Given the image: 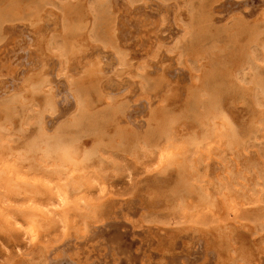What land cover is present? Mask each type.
I'll use <instances>...</instances> for the list:
<instances>
[{"label":"rangeland","instance_id":"374dc122","mask_svg":"<svg viewBox=\"0 0 264 264\" xmlns=\"http://www.w3.org/2000/svg\"><path fill=\"white\" fill-rule=\"evenodd\" d=\"M80 1L0 0V264H48L50 257L62 258L63 248L66 252L68 249L70 255L73 253L74 256H77L75 258L79 257L80 264H264L260 261L262 260L260 255L262 254L264 257V87H260V84L257 83L259 85L253 86L250 91L247 88H238L241 91L237 90L235 95V89L227 87L228 91L225 90L226 87L222 81L218 86V88L220 87L219 95L222 98L224 96L225 99L230 98L231 95L236 97H231L232 102L227 99L224 100L225 103L215 100L214 104L211 102L208 103V106L192 100L193 97L190 94L187 97L190 90H197L195 83L198 81V75L194 76V74H200V71H197L195 67L198 65V61L188 57L187 48L193 42L195 44L200 42V39H203L206 34L198 29L199 37L202 38L198 37L197 40L194 35L197 31L194 33H190L189 30L185 31L184 24L195 22L192 16L195 14L193 8L196 6L198 9L197 3H200V0H163V4L159 0L155 2H153L154 0H84L81 3ZM212 1H216L213 6ZM212 1L209 2L208 7L215 8L213 13L211 11L214 21L210 20L212 26L206 35L208 42L201 44L206 50L205 54L207 50L215 49L213 54L217 63L222 58V53L227 52L224 50L225 46L229 45V48L235 51L243 41L245 43L246 39L240 43L241 38L235 36L232 30L233 26L244 22L247 25L246 52L249 59L247 60L249 63L250 61L253 63L251 64L252 68L256 69L257 66L255 71L259 74L256 81L259 78L263 79V70L260 72L258 69H261L259 65H264V46L256 41L252 43L249 41L256 33H259L257 31H260V35L264 33V0ZM190 2L192 6L189 5ZM30 4L39 5L38 9L43 11L42 15L36 13L37 11L30 15L27 11ZM69 5H72V9L77 11V7H82L79 8L85 14L81 13L80 17L82 18L78 17L79 23H84L79 29L80 38L83 34V37L88 35L92 39L108 37V34L105 35V29L102 28L106 24V19L117 18L128 23L129 14L131 15L133 9H137L138 13V10L144 8L143 15L146 16V20L154 22L155 25L151 26L153 30L149 32L150 35L139 33L130 40L134 46H138L136 48L139 50L136 60H132L134 63L130 71L132 75L128 76L133 80L145 81L148 88L146 86L141 88L139 85L137 88L141 89L137 90L136 88L132 93L129 92L130 99L127 97L124 99L121 94L113 98L115 99L113 103L110 102L111 99L109 101L104 99L105 97L101 93L98 95L95 91H91L90 97L92 95V105L94 104L92 112L95 113L91 114L94 117L92 116L90 120L92 122L95 119V125L91 128H95L96 131L86 126V119L83 129L88 128V130L99 132L97 128L100 127V130H104V135L69 136L67 134L73 118L81 115L77 107L72 108L71 113L62 112V115L66 116L61 115L60 118L55 119L54 123L46 127L47 129L42 130L36 126L34 134L26 135L29 134L27 131V133L25 132L28 125L26 127L23 124L25 122L29 124V120H35L36 116L33 113L34 111L37 113L38 110H30L29 101H26V105L18 102L19 96L22 94L24 96L25 92L28 95V91L21 87L24 78L32 76L34 79H42L46 75L42 66L44 53L42 50H38L37 41L39 38L50 41L57 34H61L58 21H63V11ZM72 9L66 10V16L70 14V10L72 12ZM136 11L132 15L136 16ZM48 12L54 15L51 16V20L46 18ZM56 17L58 20H54ZM83 17L85 18L83 19ZM159 23L163 24L162 29H160ZM11 24L12 28L10 29ZM55 25H59V29H54ZM156 25L159 27L157 28ZM40 26L42 30L39 28ZM88 26L90 27L88 28ZM145 29L150 30L147 27ZM7 30L11 31L7 33ZM2 31H5L6 34H3ZM41 31L46 32L43 33V37H39ZM101 31H104L103 35L100 34ZM262 35L264 38V34ZM29 37L31 38L29 39ZM129 38H132L131 35L125 32V39ZM141 38L149 39L147 45H142L143 48L140 45L142 41H139ZM27 39L30 42H26ZM4 42L8 43L5 45ZM124 42L126 43V40ZM26 43L28 44L26 45ZM21 48L26 49L23 52ZM124 48L121 50L126 55L128 48ZM27 56L31 58L28 59ZM207 58L209 57L207 56ZM5 59L8 63H5ZM31 61H34L35 64H31ZM16 64H20L21 67ZM192 65L194 66L192 67ZM120 66L122 67V65ZM26 67L30 70L28 71ZM87 67L91 68L92 65L89 64ZM176 67H178L177 70ZM25 69L26 71H24ZM187 69H189L188 75L191 78L187 75ZM177 72L179 73L177 74ZM13 74H16V81L12 77ZM219 78L220 76L216 79ZM259 80L262 82L261 79ZM4 83L16 84L17 87L8 93L6 89L2 88V86L5 87L2 85ZM182 84L184 85L182 86ZM251 91L253 94L250 93ZM99 98H103V100L100 101ZM42 103L41 106L35 105L34 109L42 107L41 109L48 114L46 111L48 105L44 103V100ZM133 103L134 105L131 106ZM28 107L29 109H27ZM28 110L29 113H27ZM206 113H210L212 117L209 119L210 123L208 122L211 128H208L210 132L207 135H212L213 141L210 140L211 144L204 142L201 145L198 142L200 139L197 138L202 135H197V132H201L205 128L204 121H208L205 117ZM169 114H171L170 118ZM23 117L24 119H22ZM115 117L116 119L119 117L118 120L121 122L123 120L130 121H123L121 127L126 128L128 124H131L135 128L136 134L138 133L137 136L134 135L135 133L131 134L132 132L129 133L130 135L128 132L117 135V128L112 126L113 121L116 120ZM154 117H156L155 120ZM151 119L154 122L149 123ZM158 120L162 121L158 122ZM163 121L166 123L164 124ZM167 122L168 125H171L169 129ZM198 125H201V128L197 127ZM149 126L152 127L149 128ZM154 129H157L158 132ZM40 130L45 134L43 137L50 139L46 144L42 141L41 134L39 135ZM171 131H174L172 134L177 133L182 136L176 138L177 135H169ZM61 132L63 135H60ZM165 133L166 135H163ZM140 134L141 136H139ZM144 134L146 135L143 136ZM124 135L126 136L124 137ZM73 136L76 137L72 140ZM77 136L85 139L90 138L91 142L87 148L89 152L97 154L96 160L98 164L100 163L99 167L103 168L98 169V181H91V185L81 193H74L71 189L67 190L66 204L61 203V205L65 204L62 208L65 210L69 207H77L84 212L91 209L90 213L95 217L92 218L91 215L90 220L104 218L105 222L110 221V230L123 235V239L126 241L124 246L129 247V252L117 247V244L108 243L110 237H105L102 245L95 237L85 238V228H82L85 227L82 226L84 223L79 224L78 221L77 225L73 224L70 228L61 221V212L56 215L61 205L54 197L55 190L52 188L55 185L61 187L68 183L67 177L71 172V165L68 164L66 158H52L55 154L51 155L50 153L52 148L58 146L59 142L62 144L65 141L74 144L77 141ZM144 137H147L148 143ZM174 137L176 138L175 142H183L182 147L187 153L178 162H175L177 159L171 158L161 164L155 153L165 143L172 141ZM139 139L142 141L140 142ZM157 139L162 141L161 145L158 144ZM110 142L113 144L110 145ZM175 163L177 164L175 165ZM209 169L211 170L209 171ZM209 177L213 179L211 180ZM184 180H186V184L183 183ZM21 209L35 211L43 219L38 223L39 236L38 240H34L35 242L26 239L24 231L19 232L10 226V222H13L14 218L26 221L20 213ZM218 209L226 210L229 213L228 218L227 215L223 219L219 215V219L217 216H213L212 213L218 212ZM63 258L65 259L64 256ZM28 260L29 262H27Z\"/></svg>","mask_w":264,"mask_h":264},{"label":"bare ground","instance_id":"6f19581e","mask_svg":"<svg viewBox=\"0 0 264 264\" xmlns=\"http://www.w3.org/2000/svg\"><path fill=\"white\" fill-rule=\"evenodd\" d=\"M84 1V0H81ZM80 1V3H81ZM112 1V0H111ZM110 1V2H111ZM148 1V0H147ZM147 1H143L144 3H148ZM156 0H154L153 2H155ZM212 1V0H210ZM209 0H200V3L198 2V9L195 6L193 8V10H195V14H192L193 18L195 19V22L193 24H189L186 23L184 24L185 27V31L189 30L190 33H194V31L196 32L195 35V39L198 40L199 34H198V29L200 31L205 32V34L207 35V31H209L210 27L212 26V22L214 21L213 18L211 17V11L213 13V9H215L214 7L210 8L208 7V4L210 2ZM79 2V1H78ZM159 2L161 4H163V0H159ZM79 3V4H80ZM143 3V4H144ZM157 4H159L158 2H156ZM213 3H216V1H212V6ZM73 4V3H72ZM112 4V3H110ZM121 4V3H120ZM192 3L190 2L189 5H191ZM75 5V4H73ZM86 5V4H85ZM39 5H34V4H30L28 6L27 11L31 14H33L35 11H37L36 13H42L41 10L39 11L38 9ZM77 6V5H75ZM155 6V5H154ZM192 6V5H191ZM31 7V8H30ZM72 5H69L68 7H66L67 9H72ZM80 7V6H79ZM77 7L78 11L75 10L74 8L72 9V12L70 10V14L68 16H66V10L64 9L63 11V21H58L60 23V32L61 34H57L55 37L51 38V40L47 41V40H43L41 38H39V40L37 41V48L38 50H42L44 53L43 56V61L44 64L43 66V71L45 72L44 77L42 78L41 75L40 77L42 79H34V77L30 76L24 78L23 81V85L22 87L20 85H18L19 87H21L22 89L25 88L28 92V95L23 96H19L18 97V102H20L22 105H26V101H29L28 103L31 104V108L30 110H38L37 113H35L34 111V119L35 120H27L30 124H23V125H28L27 129L25 130V132L27 131L29 134L26 135H32L34 134L33 131L34 129H37L36 126L40 127V129L45 130L47 129L46 127L49 126L50 124L55 122V119L60 118L62 115V112H68L71 113L72 112V108L77 107L81 113L80 116H77L75 118H73L72 121V125L70 124L69 126L71 128L67 129L69 130L67 134H69V136L71 135H102L104 130H100V127L97 128V130H99V132H94L96 131L95 128H91L93 127L95 124V119L91 122V114H94L92 111L94 109L93 105H92V100L90 97V93L91 91H95L96 93H101L102 95H104V99H108V101L111 99V103L115 102L113 100L114 97H117L121 94H123L124 99H126V97L128 99H130L128 96V94H130L129 92H133L136 90L137 86H141L144 87L146 86L145 81L143 80H133L130 78V76L128 75H132L130 73L131 69L134 66V63L132 62V60H134L137 56V52L139 50V48L137 49L136 47L138 46H134V43H132V41L130 42V40L135 38V35L139 33L140 34H145L148 36L149 32H151L152 27L154 26L155 23L149 20H146V16L143 15V11L144 8H141L140 10H138L139 12L137 13V9L134 10L133 8V12H135V15H132L133 12H131V15L129 14V17L131 16V18L128 17V23H125L123 20H119L117 18L114 19H106L105 21V25L102 26V28L105 29L106 33L105 35L108 34V37H103V38H94L92 39L90 36L86 35V37H83V34L80 38V30L82 28V26L84 25L79 23V18L82 14H85V12H81L82 7ZM113 7V6H112ZM123 7V6H122ZM88 9V8H87ZM105 9H107V7H105ZM139 9V8H138ZM189 9V8H188ZM54 10V9H53ZM84 11V8L82 9ZM191 10V9H190ZM86 11V10H85ZM51 12V11H49ZM46 14V18L48 20H51L52 17L54 16L53 14L50 13ZM55 12V11H53ZM68 12V11H67ZM89 12V10H88ZM90 13V12H89ZM88 13V14H89ZM44 14V13H43ZM57 14V13H56ZM55 14V15H56ZM59 14V12H58ZM57 14V16H58ZM39 15V14H38ZM42 15V14H41ZM83 16V15H82ZM91 16V15H90ZM120 16V15H119ZM118 16V17H119ZM123 16V15H122ZM38 17V16H37ZM87 17V16H86ZM174 17V16H173ZM51 18V19H50ZM82 18V17H80ZM85 17H83L84 19ZM121 18V17H120ZM125 18V17H124ZM31 19V18H29ZM28 19V20H29ZM36 19V18H35ZM34 19V21H36ZM41 19V17H40ZM57 17L54 19L56 20ZM88 20V18H86ZM178 19V18H177ZM58 20V19H57ZM90 20V19H89ZM126 20V18H125ZM212 22H211V21ZM30 21V20H29ZM33 21V22H34ZM81 21V19H80ZM168 21V20H167ZM31 22V21H30ZM87 22V21H86ZM51 23V22H50ZM58 23V24H59ZM166 23V22H165ZM33 24V23H32ZM49 24V23H48ZM53 24V23H52ZM57 24V23H56ZM176 24V23H175ZM180 25V23H178ZM177 24V26H179ZM2 25V24H1ZM90 25V24H89ZM160 25V23H159ZM159 25H156V27L158 28ZM163 25V24H162ZM160 25V29H162L164 26ZM11 26V27H10ZM10 29L12 28V24L10 25ZM48 26V25H47ZM50 26V24H49ZM87 26V23H86ZM85 26V27H86ZM162 26V27H161ZM8 27V26H7ZM6 27V28H7ZM8 27V28H9ZM34 27V26H33ZM33 27L32 30H33ZM52 27V25H51ZM54 29H59V25H55ZM90 26H88L89 28ZM127 27V29H125ZM150 28V30H146L145 28ZM176 27V26H175ZM180 27V26H179ZM178 27V28H179ZM5 28V27H3ZM7 28V29H8ZM41 30V26L39 27ZM47 28V27H46ZM156 28V29H157ZM182 28V27H181ZM37 29V28H36ZM159 29V30H160ZM166 29V28H165ZM3 30V29H2ZM9 30V29H8ZM7 30V33H9L10 31ZM38 30V29H37ZM48 30V29H47ZM111 30H112V36H111ZM180 30V29H179ZM232 30L234 31L233 34L237 37H240L241 40H239V42L241 43L243 40H245V43H241L242 45H240V47H237L235 49V51H232L229 47V45L225 46L224 50H227V52H223L222 54V58L220 59V61H218L217 63L215 62L214 59V52L216 51L215 49H211V50H207L206 54L209 58H207L206 54L204 51H206L205 49H203V46L201 44L208 42L207 41V37L206 35L204 36L203 39H200V42H198L197 44H195L194 42L189 45L190 47L187 48V54L188 57L190 58H194L196 61H198V65L195 66L197 71H200V74H194L198 75V81L197 83H195L196 85V91L194 90H190V92L187 93V97H189V94L193 97L192 100L194 99V101H198L201 104L208 106V103L210 104L211 102L214 104L215 100L216 102H218L219 100L221 102H224V100L226 101L229 100L232 102V98L231 97H236L235 95L237 94V90H239L238 88H247V90L250 91V89L253 88V86H255L257 83V85H259L260 87H264V78H259L262 80V82L258 79V81H256V79L258 78V72H256L255 68L251 67V64H253L251 61L249 63V59L247 57V25L244 22H239L237 25L232 27ZM53 31V30H52ZM59 31V30H58ZM176 31V30H175ZM255 31V30H254ZM3 32V31H2ZM42 33H40L39 37H43V33L45 31H41ZM48 32V31H47ZM125 32L128 33L129 35H131L132 38H129L128 40L125 39ZM148 32V33H147ZM259 33H256L254 35V37H252V40L250 39L249 42H257V43H261L262 46H264V38L263 35L264 33H262L260 35V31H257ZM46 33V32H45ZM55 33V32H54ZM178 33V32H177ZM176 33V34H177ZM3 34H6V32L4 31ZM101 35L104 34V31H101L100 33ZM9 35V34H7ZM48 35V34H47ZM150 35V34H149ZM202 35V34H201ZM160 36V35H159ZM170 36V35H169ZM47 37V36H46ZM102 37V36H101ZM112 37V39H111ZM152 37V36H151ZM262 37V39H261ZM7 38V37H6ZM13 38V37H12ZM31 37H29L30 39ZM150 38V37H148ZM156 38V37H155ZM175 38V37H172ZM171 38V41H172ZM199 38H202L201 36ZM210 40V36L208 37ZM11 39V38H10ZM27 39L26 42L29 40ZM35 39V37H34ZM45 39V38H44ZM8 40V39H7ZM93 40V41H91ZM124 40H126V43L124 42ZM147 40L149 39H144L141 38L139 41L141 42V46L142 45H147ZM170 40V39H169ZM189 40V39H188ZM191 40V39H190ZM6 41V40H5ZM10 41V40H9ZM8 41V42H9ZM100 41L101 43H97V44H93L92 42H98ZM174 41V40H173ZM6 42V44L8 43ZM30 42V41H28ZM47 42V43H46ZM157 43V41H155ZM35 43V41H34ZM138 43V42H137ZM162 44V42H160ZM250 43V44H251ZM5 44V42H4ZM5 44V45H6ZM28 43H26L27 45ZM33 44V43H32ZM160 44V46H162ZM2 45V44H1ZM150 45V44H149ZM167 45V44H166ZM188 45V44H187ZM212 45V44H211ZM25 46V45H23ZM210 46V45H209ZM26 47V46H25ZM123 47H125L124 49L128 48V53H126V55L123 54V51L121 50ZM178 47V46H177ZM211 47V46H210ZM27 48V47H26ZM25 48V49H26ZM143 48V46H142ZM179 48V47H178ZM186 48V46H185ZM23 48H21L22 50ZM25 49H23V52L25 51ZM145 50L148 51V49L144 48ZM182 49V48H181ZM264 49V48H263ZM20 50V51H21ZM143 50V49H142ZM223 50V51H224ZM28 51V49H27ZM152 51V50H151ZM182 51V50H181ZM16 52V50H15ZM35 52V51H34ZM235 52V55H234ZM38 53H40L38 51ZM42 53V52H41ZM150 55L151 53L148 52ZM147 53V55H148ZM186 53V52H185ZM232 53V54H231ZM153 54V53H152ZM155 54V53H154ZM158 53H156L155 55H157ZM16 55V54H15ZM40 55V54H39ZM38 55V56H39ZM146 55V53H145ZM160 55V54H159ZM158 55V56H159ZM176 55V54H175ZM19 56V53H18ZM17 56V57H18ZM152 56V55H151ZM170 56V55H169ZM28 59L31 58L29 56H27ZM147 57V56H146ZM149 57V56H148ZM172 57V56H171ZM178 57V56H177ZM185 57V56H184ZM4 58V57H3ZM38 58V57H36ZM169 58V57H168ZM8 59V58H7ZM5 59V61L7 60ZM23 59V58H22ZM33 59V58H32ZM142 59V58H141ZM153 59V58H152ZM159 59V58H158ZM167 59V58H164ZM248 59V60H247ZM24 60V59H23ZM41 60V61H42ZM136 60V59H135ZM186 60V58H185ZM189 60V59H188ZM194 60V61H195ZM256 60V59H255ZM259 60V59H257ZM11 61V60H8ZM19 61V60H18ZM30 61V60H29ZM28 61V63H29ZM40 61V62H41ZM150 61V60H149ZM148 61V62H149ZM25 62V61H24ZM34 62V61H33ZM31 61V64L33 63ZM152 62V61H151ZM187 62V60H186ZM257 62V61H256ZM260 62V61H258ZM264 62V61H263ZM5 63H8L7 61ZM13 63V62H12ZM49 63V65H47ZM25 64V63H24ZM35 64V63H33ZM91 64L92 67L88 68L87 66ZM148 64V63H146ZM158 64V63H157ZM262 64V62H261ZM264 64V63H263ZM3 65L5 66V64L3 63ZM12 65V64H11ZM19 65L20 64H16ZM22 65V64H21ZM119 65V66H118ZM122 65V67L120 66ZM151 65V64H150ZM154 65V64H153ZM221 65V66H220ZM2 66V64H1ZM26 66V64H25ZM31 66V65H30ZM29 66V68H30ZM177 66V65H175ZM194 65H192L193 67ZM254 66V65H253ZM261 67V69L258 71H262L264 73V65H259ZM21 67V66H20ZM47 69H46V68ZM160 67V66H159ZM167 67V66H166ZM4 68V67H3ZM7 68V67H6ZM15 68V67H14ZM17 68V67H16ZM27 68V67H26ZM165 68V67H164ZM178 67H176L177 70ZM253 71H252V69ZM8 69V68H7ZM28 69V68H27ZM31 69V68H30ZM28 69V71L30 70ZM170 69V66H169ZM168 69V70H169ZM175 69V68H173ZM185 69V68H184ZM148 70V69H147ZM164 70V69H163ZM246 70H248L246 72ZM1 71V69H0ZM3 71V70H2ZM11 72H14L12 70H10ZM9 71V73L11 74V72ZM26 71V69L24 70ZM23 71V73H24ZM40 71V69H39ZM38 71V72H39ZM188 71L189 69H187V75H188ZM142 72V70H141ZM158 72V71H157ZM164 72V71H163ZM166 72V70H165ZM194 72V71H193ZM250 72V73H249ZM2 73V72H1ZM146 73V72H145ZM179 72H177L178 74ZM184 73H186V71H184ZM192 73V72H191ZM195 73V72H194ZM4 74V73H2ZM26 74V73H25ZM43 74V72H42ZM150 74V73H149ZM16 75V74H15ZM15 75L13 74L12 77L15 78ZM31 75V74H30ZM193 75V74H192ZM35 76V74H34ZM182 77V74L180 75ZM186 76V75H185ZM189 76V75H188ZM193 76V77H194ZM219 79H216L217 77H219ZM260 76V75H259ZM133 77V76H131ZM190 77V76H189ZM196 77V78H197ZM263 77V76H262ZM21 78V77H20ZM20 78H18L20 80ZM38 78V77H37ZM173 78V77H172ZM171 78V79H172ZM186 78V77H185ZM184 78V79H185ZM191 78V77H190ZM5 79V78H4ZM8 79V78H7ZM11 79V78H9ZM8 79V80H9ZM187 79V78H186ZM175 80V79H174ZM194 80V79H193ZM16 81V78H15ZM169 81V79H168ZM171 81V80H170ZM181 81V80H180ZM187 81V80H186ZM225 84L224 87H226L225 90H227V87L230 88H234L235 89V93L232 91V93H234L235 95H231L230 98H226L223 96L219 95V89L218 86L221 85V83ZM7 82V81H6ZM11 82V81H8ZM172 82V81H171ZM262 84H261V83ZM13 83V81H12ZM16 83V82H14ZM185 83V82H184ZM21 84V83H19ZM165 84V83H164ZM2 85H5V87L2 86V88L6 89V92L10 93L12 92L13 89H15L17 86L16 84H12L10 85L9 83H4ZM166 85V84H165ZM184 84H182L183 86ZM186 85V84H185ZM193 85V84H192ZM256 85V86H257ZM139 88V87H138ZM141 89V88H139ZM146 88H148V86H146ZM172 88V87H171ZM170 88V89H171ZM255 89V88H254ZM19 90V89H18ZM143 90V89H142ZM145 90V89H144ZM141 91V90H140ZM228 91V90H227ZM241 91V90H239ZM243 91V90H242ZM248 91V92H249ZM138 92V91H137ZM230 92V91H229ZM247 92V93H248ZM246 93V92H244ZM243 93V94H244ZM250 93L253 94V92L251 91ZM226 94V93H225ZM224 94V95H225ZM249 94V93H248ZM240 95V94H239ZM245 95V94H244ZM135 96V95H134ZM241 96V95H240ZM162 97V96H161ZM173 97V96H172ZM152 98V97H151ZM44 103L48 105V108L46 109L47 113L45 112V110L41 109L42 107L38 108V109H34L35 105L37 106H41V104ZM100 101L103 100V98H99ZM147 100V99H146ZM253 100V98H252ZM251 100V101H252ZM166 101V100H165ZM177 101V100H176ZM118 102V101H117ZM130 102V101H129ZM234 102V101H233ZM172 103V102H171ZM225 103V102H224ZM228 103V101H227ZM234 104V103H233ZM232 104V105H233ZM21 105V106H22ZM134 103L131 105L133 106ZM161 105V104H160ZM165 105V104H164ZM199 105V104H197ZM19 106V107H21ZM33 106V108H32ZM96 106V105H95ZM201 106V105H200ZM139 107V106H138ZM146 107V106H145ZM162 107V106H161ZM160 107V108H161ZM166 107V106H165ZM119 108V107H117ZM135 108V107H133ZM167 108V107H166ZM188 108V106H187ZM198 108V107H197ZM29 109V107L27 108ZM19 110V109H18ZM139 110V109H138ZM157 110V109H156ZM160 110V109H159ZM158 110V113H159ZM229 111V110H228ZM21 112V111H19ZM18 112V113H19ZM127 112V111H126ZM134 112V110H133ZM157 111H155L156 113ZM227 112V110H226ZM254 112V111H253ZM264 112V110H263ZM29 113V110L28 112ZM132 113V112H131ZM136 113V112H135ZM158 113H156L158 116ZM161 113V112H160ZM229 113V112H228ZM32 114V115H33ZM140 114V113H139ZM230 114V113H229ZM262 114V113H261ZM28 115V114H26ZM25 115V116H26ZM65 115V114H64ZM62 115V116H64ZM68 115V114H67ZM131 115V114H130ZM171 114L168 115V117ZM257 115V114H256ZM66 116V115H65ZM97 116V115H96ZM154 116V115H153ZM28 117V116H27ZM94 117V116H93ZM117 117V116H116ZM115 117V119H116ZM166 117V116H165ZM171 117V116H170ZM169 117V118H170ZM206 120L208 121H204V129L201 132H197V135H202L200 137H196L197 139H200L199 144L203 145L204 142L210 143L213 141V137L212 135H207L210 132V128L211 125L209 124V119H212V117L210 116V113H206L205 115ZM26 118V117H25ZM48 118V119H47ZM122 118V116H121ZM156 117H154L155 120ZM159 119V117H157ZM162 118V117H161ZM24 119V117L22 118ZM86 119V126L89 127V129H95L93 130H88V128L85 130L83 129L84 127V122ZM98 119H100L98 117ZM119 117L113 121L112 126L117 128V135H120L122 132H128V134L130 132H132L131 134L135 133L134 135L137 136L136 134V130L135 128L130 124L127 125V127H121V123H123V121H127L130 122L128 120H123L121 122V120H118ZM123 119V118H122ZM131 119V118H130ZM153 119V117H152ZM152 119L150 120L149 123L154 122V120L152 121ZM164 120V119H163ZM199 120V119H198ZM23 121V120H22ZM31 121V122H30ZM136 121V120H135ZM140 121V120H139ZM138 121V123H139ZM157 121V120H156ZM155 121V123H156ZM162 121V120H161ZM158 120V122H161ZM169 121V120H167ZM174 121V120H173ZM172 121V122H173ZM256 121V120H255ZM148 122V121H147ZM157 122V123H158ZM164 122V121H163ZM202 122V121H201ZM200 122V123H201ZM209 122V123H208ZM24 123V121L22 122ZM105 123V122H104ZM111 123V122H109ZM134 123V122H132ZM141 123V122H140ZM166 122H164L165 124ZM153 124V123H152ZM163 124V125H164ZM173 124V123H172ZM183 124V123H182ZM192 125V123H189ZM203 124V123H202ZM18 125V124H17ZM148 125V124H147ZM156 125V124H155ZM161 125V124H160ZM188 125V124H186ZM24 126V128H25ZM132 126V127H131ZM143 126V125H142ZM159 126V125H158ZM167 126L168 129L171 128V125H168L167 122ZM170 126V127H169ZM173 126V125H172ZM179 126V125H178ZM177 126V127H178ZM184 126V125H183ZM196 126V125H195ZM34 127V128H33ZM152 126H149V128ZM156 127V126H155ZM193 127V126H192ZM201 128V125L197 126ZM203 127V126H202ZM112 128V127H111ZM133 128V129H130ZM137 128V127H136ZM141 129V127H139ZM159 128V127H158ZM157 128V129H158ZM173 128V127H172ZM190 128V127H189ZM209 128V129H208ZM50 129V128H49ZM107 129V128H106ZM139 129V132H140ZM157 129L154 131L158 132ZM178 131H180V128H177ZM196 129V128H195ZM110 130V127H109ZM149 130V129H147ZM173 130V129H171ZM192 130V129H191ZM22 131V130H21ZM48 131V130H47ZM93 131V132H92ZM111 131V130H110ZM142 131V130H141ZM152 131V130H151ZM163 131V130H162ZM166 131V130H165ZM175 131V130H174ZM174 131H171V133L169 135H177V133H173ZM26 132V133H27ZM38 132V131H37ZM46 132V131H45ZM50 132V130L48 131ZM52 132V131H51ZM106 132V131H105ZM104 132V133H105ZM143 132V131H142ZM147 132V131H146ZM155 132V135H156ZM177 132V130H176ZM182 132V130H181ZM189 132V130H188ZM193 132V131H192ZM53 133V132H52ZM141 133V132H140ZM154 133V132H153ZM152 133V134H153ZM183 133V132H182ZM24 135V133H21ZM41 134V135H40ZM66 134V135H67ZM106 134V133H105ZM108 134V133H107ZM194 134V133H193ZM194 134V135H196ZM38 135V133H37ZM42 141L46 144V142H49L50 139L48 137H43V135H45L44 133H42V131L40 130L39 133ZM60 135H63V133L61 132ZM65 135V134H64ZM104 135V134H103ZM110 135V134H108ZM130 135V134H129ZM146 134H144L143 136H145ZM163 135H166L163 134ZM168 135V136H169ZM126 135H124L125 137ZM141 136V134L139 135ZM154 136V135H153ZM182 136V134H181ZM179 135H177L176 138L181 137ZM76 137V136H75ZM74 136L72 137L75 138ZM78 137V136H77ZM105 137V136H104ZM123 137V136H122ZM149 137V135H148ZM170 137V136H169ZM172 137V136H171ZM173 138L172 141L165 143L161 149L159 146V151L157 153H155L157 155L158 161L162 164V163H166L167 160L174 158L177 159L175 160V162L180 161L181 158L183 157V155H186V151H184V148L182 147V143L183 142H175ZM53 138V137H52ZM145 138V137H144ZM147 138V137H146ZM145 138L146 143L147 140ZM151 138V137H150ZM192 138V137H191ZM49 139V140H48ZM68 139H70L68 137ZM105 139V138H104ZM113 139V138H112ZM142 139V138H141ZM153 139V138H152ZM193 139V138H192ZM67 140V139H66ZM111 140V139H110ZM122 140V139H121ZM124 140V139H123ZM122 140V141H123ZM140 140V139H139ZM158 140V144L161 145L162 141L160 139ZM170 140V139H169ZM178 140V139H177ZM210 140H212L210 142ZM56 141V140H55ZM59 141V140H58ZM57 141V142H58ZM75 141V140H74ZM105 141V140H104ZM112 141V140H111ZM142 140H140L141 142ZM144 141V140H143ZM144 141V144H146ZM149 141V140H148ZM91 140L90 138L85 139L83 137H78L77 141L74 142V144L71 143H66L65 141L61 144V142H59L57 145V147L52 148V152L50 153L55 154L52 156V158L54 157H61V158H66V160H68V164L71 165V172L67 177V184H64L63 186H59V185H55V187H53L52 189L55 190L54 191V197L59 201V204L61 205V203H65L66 202V191L71 189L74 191V193H81V191H84L86 188H88L91 184L90 182H94V181H98V176H97V172L99 168H103V167H99L98 161L96 160V155L93 152H89L87 146L88 144H90ZM96 142V141H95ZM101 143V140L99 141ZM98 142V143H99ZM152 142V141H151ZM195 142V141H194ZM117 143V142H116ZM128 143V142H127ZM41 144V143H40ZM43 144V143H42ZM113 144V143H112ZM110 142V145H112ZM134 144V143H133ZM141 144V143H140ZM39 145V144H38ZM55 145V143H54ZM126 145V143H125ZM148 145V144H147ZM206 145V143H205ZM258 145V144H257ZM56 146V145H55ZM104 146V145H103ZM102 146V147H103ZM150 147V145H148ZM147 146V147H148ZM91 147V146H90ZM99 147V146H98ZM134 147V146H133ZM145 147V146H144ZM146 147V148H147ZM153 147L155 148V146L153 145ZM96 148V147H95ZM255 148V147H254ZM145 149V148H144ZM148 149V148H147ZM258 149V148H257ZM102 150V149H101ZM118 150V148H117ZM96 151V150H95ZM100 152V151H99ZM97 152V153H99ZM148 153V151H146ZM151 153V151H149ZM101 153V152H100ZM153 155V154H152ZM50 156V155H49ZM105 156V155H104ZM145 156V155H144ZM1 157V155H0ZM51 157V156H50ZM185 160V158H184ZM114 162V161H113ZM177 163H175L176 165ZM113 165V164H112ZM103 166V165H102ZM189 166V165H188ZM187 166V167H188ZM182 168V166H180ZM114 168V167H113ZM185 168V167H184ZM212 169V168H211ZM209 169V171L211 170ZM184 170V169H183ZM187 170V168H186ZM190 170V169H189ZM101 171L99 170V173ZM104 172V171H103ZM98 173V174H99ZM186 173V172H185ZM189 173V172H188ZM212 173V172H211ZM210 173V174H211ZM184 174V173H183ZM209 174V175H210ZM100 175V174H99ZM186 176V175H185ZM212 176V175H210ZM102 174H101V178H102ZM183 178V177H182ZM187 178V176H186ZM185 178V179H186ZM211 180L213 178L209 177ZM186 180H184L183 183H185ZM186 184V183H185ZM214 190V189H213ZM225 190V189H224ZM264 197V196H263ZM263 199V198H262ZM66 204V203H65ZM65 204L61 205V207L58 208L56 215L59 214V212H61V221L64 223V225H67V227H70L71 225L73 226V224L77 225L76 223L79 221L80 223H84L82 226V228H85V232L84 234L86 235L85 238H90V237H95L98 239V242L100 243V245H102V241L105 239V237H110L106 240H108V243H114L117 244V247L122 248V250H124L125 252H129V247L128 246H124V244H126V241L123 239V235L121 233L118 232H112L110 230L111 227V223L110 221L105 222L104 218H94L91 219V215L93 218V214H91V209H88L86 212H84L81 209H78L77 207H69L66 208L65 210H63L62 206H64ZM252 206V205H251ZM58 207V206H57ZM56 207V208H57ZM24 213H22L23 211ZM63 210V211H62ZM237 211V210H236ZM219 212V213H218ZM218 212L215 211L214 213H212L213 216H217V218L219 219L218 215L220 216L221 219H223L226 215L228 218V214L226 210L224 209H218ZM22 217L26 219V221L23 220H17L16 218H14L13 222L11 223V227L14 230H18L20 231H24V237L28 240L34 241V240H38V223L40 221H42L43 219H41V217L39 215H37V213L34 211L32 212L31 210H24L21 209ZM238 214V213H237ZM263 214V213H262ZM261 215V214H260ZM230 216V215H229ZM95 217V216H94ZM262 218V216H260ZM226 218V217H225ZM230 218V217H229ZM263 219V218H262ZM255 220V219H254ZM83 221V222H82ZM256 223V222H255ZM76 227V226H75ZM79 227V226H78ZM76 227V228H78ZM71 228V227H70ZM75 229V228H74ZM220 231V230H219ZM76 232V231H75ZM81 232V229H80ZM78 233V232H77ZM218 233V232H217ZM221 235V234H220ZM231 235V233H230ZM71 237V236H70ZM75 238V237H74ZM220 238V237H219ZM222 238V237H221ZM220 238V239H221ZM68 239H70L68 237ZM76 239V238H75ZM72 240V239H71ZM218 240V239H217ZM69 241V240H68ZM74 241V240H73ZM111 241V242H110ZM35 242V241H34ZM106 242V244H108ZM241 242V241H240ZM222 246V244H221ZM224 246V245H223ZM262 247V246H261ZM109 248V246H108ZM111 248V247H110ZM219 248V247H218ZM223 249V248H222ZM221 249V250H222ZM254 249V248H253ZM256 249V248H255ZM129 250V251H128ZM22 252V251H21ZM68 252V249H67ZM67 252L65 251V249H62V258L63 256L65 257V259L63 258H53L50 257L48 264H80V258H75L77 256H74L73 253H71V255L67 254ZM252 252V251H251ZM255 252V251H254ZM261 252V251H260ZM33 254V253H32ZM21 255V254H20ZM48 255V254H47ZM80 255V254H78ZM67 256V257H66ZM261 259L260 261H262L261 263H264V257L262 256V254L260 255ZM30 257V256H29ZM171 258V257H170ZM176 258V257H175ZM79 260V262H78ZM172 261V258L170 259V262ZM174 261V260H173ZM250 261V260H249ZM254 261V260H253ZM29 262V260L27 261ZM176 262V259H175ZM172 263V262H171ZM253 263V262H252ZM47 264V263H46ZM254 264V263H253Z\"/></svg>","mask_w":264,"mask_h":264}]
</instances>
